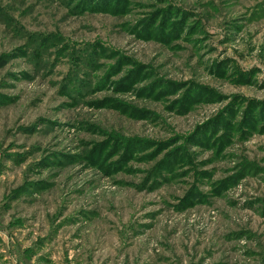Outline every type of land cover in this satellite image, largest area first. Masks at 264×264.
<instances>
[{"label": "rangeland", "instance_id": "obj_1", "mask_svg": "<svg viewBox=\"0 0 264 264\" xmlns=\"http://www.w3.org/2000/svg\"><path fill=\"white\" fill-rule=\"evenodd\" d=\"M0 264H264V0H0Z\"/></svg>", "mask_w": 264, "mask_h": 264}]
</instances>
